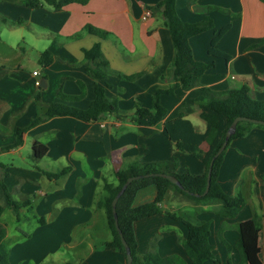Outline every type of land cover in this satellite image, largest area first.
<instances>
[{"label": "crops", "instance_id": "crops-1", "mask_svg": "<svg viewBox=\"0 0 264 264\" xmlns=\"http://www.w3.org/2000/svg\"><path fill=\"white\" fill-rule=\"evenodd\" d=\"M158 1L89 0L57 9L46 3L31 8L24 0H0V21L10 23L5 28L10 33L21 31L22 41L27 39L24 43L37 52V62L45 50L52 56L48 65L38 63V67L31 68L19 59L11 61L3 54L2 45L7 46L9 41L12 47V37L3 38L0 33V184L15 201L28 203L18 210L16 218L6 206L0 185V222L6 225L2 243L10 264H124L123 254L105 245L111 234L104 210L97 206L104 194V182L117 185L114 172L135 163L174 158V172L203 174L202 162L176 151L162 126L164 121L182 114L203 132L205 123L194 102L205 95L201 88L222 92L246 85L251 98L264 100V42L251 48L264 38V0H195L191 4L189 0H175L182 21L193 23L206 15L212 20L211 29L190 37L188 43L194 60L213 66L187 89L160 95V105L166 110L161 122L153 124L148 117H137V106L151 109L156 90L173 83L174 46L161 11L147 8ZM145 9L150 15L142 19ZM230 12L240 14L238 24L228 17ZM226 24L230 28L215 47L231 56L227 63L208 53L211 39ZM87 25L108 35L104 38L91 34ZM234 26V35L229 36ZM94 43L99 44L108 64L106 75L97 81L88 74L90 62L82 51ZM33 71L38 75L33 76ZM138 73L133 80L124 77ZM38 76L45 82L40 90L35 85ZM96 84L104 89L107 99L115 101L118 115L106 114L90 122L70 116L50 117L28 127L19 145L4 149L14 143L17 129L28 126L41 113L34 100L37 92L41 105L63 102L86 109L94 98ZM58 93L81 98L62 101ZM35 141L47 148L39 159L32 149ZM64 168L67 171L61 176L45 174ZM218 183L226 194L243 199L244 205L235 216L218 214L217 201L194 204L170 189L158 203L160 213L134 222L137 253L150 251V240L159 234L163 248L156 244L151 252L160 257L176 255L183 264H192L182 246L187 227L168 215L189 207L201 210L194 219L209 222V243L219 256V262L202 264L238 263L241 254L236 247V225L254 215L261 217L258 247L264 264V129L253 127L228 144ZM155 194L153 186L140 190L134 205L154 200ZM209 206L213 210H207ZM10 217L14 221L12 229L7 221ZM39 217H43V223H38Z\"/></svg>", "mask_w": 264, "mask_h": 264}, {"label": "trees", "instance_id": "trees-1", "mask_svg": "<svg viewBox=\"0 0 264 264\" xmlns=\"http://www.w3.org/2000/svg\"><path fill=\"white\" fill-rule=\"evenodd\" d=\"M15 1V0H9ZM89 0H24V4L36 8L42 3L51 5L54 8H61L71 3L86 4ZM195 0H189L193 3ZM151 12L160 10L163 17V25L168 30L170 39L175 49V59L172 70L173 83L169 88L157 89L152 97V108L136 107L135 115L139 118L148 117L153 124L162 121L165 115V108L160 105L159 98L161 94L172 95L177 88L187 89L210 67L212 63H204L196 61L192 57L191 48L188 39L194 35L200 34L213 27V22L209 16H204L197 22L182 21L176 12L175 0H159L154 6L147 7ZM230 24L221 27L218 33L211 39L208 53L216 58L223 59L226 63L231 56L225 52L218 50L215 45L222 36L229 30ZM86 30L100 37H106V31L93 28L87 25ZM264 38L251 46V48L262 45ZM84 57L90 62L87 72L94 80L102 79L108 69L107 62L102 58L98 43H94L89 49H83ZM52 61L49 51H43L38 63L46 66ZM138 74L124 76L126 79L133 80ZM38 89L40 90L39 86ZM205 92L204 96L194 99L198 108V115L205 123V130L200 132L184 115L180 114L176 118L166 120L162 123L165 134L174 141V149L178 152L189 154L197 158L204 165V173L195 176L188 171L178 174L174 172L177 160L135 163L125 169L116 170L114 175L118 181L113 186L108 182H104V194L97 201L98 208H102L106 217V224L111 234V239L105 242V245L116 249L125 258V248L118 234L111 208V201L118 190L121 188L125 180L130 176L152 174V173H168L175 176L182 188L171 183L168 179L161 176H148L133 180L119 197L116 203V214L118 226L122 232V236L128 244L131 255V264H183L176 255L157 256L151 251L144 254H138L136 251V239L133 224L139 219L150 217L160 213L159 202H161L168 190L186 197L188 200L199 204L208 201H217L220 203L218 214L224 217H233L243 207L244 201L240 196H231L226 194L218 183V172L222 162L224 152L228 144L235 138L242 137L247 134L251 128L258 127L264 129V125L251 122L249 120L239 121L236 125L235 132L230 136L225 149L214 159L211 171V179L209 190L205 195L195 196V194L203 193L206 186V173L209 162L215 152L222 144L225 132L233 119L237 116L245 117L252 120L264 121V101L251 98L248 93V87L243 85L238 89H229L222 92H212L208 88H201ZM58 97L62 101L78 100L81 96L65 95L58 93ZM35 102L41 109L35 118L26 127L17 129L16 139L14 143L4 149L15 147L22 142V134L28 127H31L41 121L54 116H70L82 121L90 122L102 118L106 114L118 115V108L114 100H109L104 95V89L97 84L94 87V98L90 101L86 109H77L70 107L63 102H54L49 105H41L39 103V92L34 97ZM34 157L41 158L46 153V146L35 141L32 145ZM67 169L59 172H45L49 177H57L66 173ZM2 186L6 206L11 208L18 218V210L26 206L27 202L15 201L4 184ZM155 188V198L150 202L140 205H134L137 193L147 187ZM2 208H0L1 211ZM168 215L178 221H181L187 227V235L182 241L183 249L192 262V264H202L205 261L219 262V256L213 252V246L209 243L210 229L208 221L196 220L193 217L178 216L173 212ZM43 217L38 218V223H43ZM261 217L254 215L252 218L239 222L236 225L238 232V240L236 247L241 254V260L236 264H262L259 257L258 232L260 230ZM6 235V225L0 222V264H10L8 261V253L2 243ZM70 264V263H67Z\"/></svg>", "mask_w": 264, "mask_h": 264}, {"label": "rangeland", "instance_id": "rangeland-1", "mask_svg": "<svg viewBox=\"0 0 264 264\" xmlns=\"http://www.w3.org/2000/svg\"><path fill=\"white\" fill-rule=\"evenodd\" d=\"M228 17H230L231 20H234L233 22H235L236 24H238V21L240 20V14L236 13V12H230L229 14L227 13ZM10 24V23H9ZM8 25H4L1 21H0V33L1 36L4 38L5 36H9L12 37V41L13 44L10 45L12 47H9V41L7 42V46L2 45V50H3V54L9 58V60H13L15 62L16 59H19L21 63H23L24 65H27V67L29 66L31 67H38V54L37 52L31 48L28 44L24 43V41L27 42V39H25L24 41H22L21 37H19V33L21 31H19L18 29H15L13 33H10L8 28H5ZM230 35L232 36L234 35L235 32V26L233 27V30L230 31ZM25 35L27 34V31L25 29L24 31ZM264 101V100H263ZM196 204V203H194ZM193 205V203H192ZM173 207V206H172ZM198 209H200V207H197ZM187 209V210H186ZM207 210H213V207L209 206L207 208ZM201 210H195V209H190L189 207L185 208V209H181L179 211V213H177L178 216H185V219H187V216L190 217H194V215L197 212H200ZM176 214V213H175ZM171 218V217H170ZM173 219V218H171ZM175 220V219H174ZM9 223V228L12 229L13 225H14V221L12 220V217H10L8 220ZM178 221V220H177ZM181 222V221H180ZM182 223V222H181ZM24 228H28V224L23 225ZM164 232H166L165 228L163 230ZM175 235H178V232H175ZM216 238L218 240V236L216 235ZM215 238V239H216ZM162 238H160L159 234H154L153 238L150 240L151 242H149L148 245H150V248L152 249L156 244L160 245V248H163L160 244ZM212 240H214V237L212 238ZM150 249V251H151ZM163 252V249L161 250Z\"/></svg>", "mask_w": 264, "mask_h": 264}, {"label": "water", "instance_id": "water-1", "mask_svg": "<svg viewBox=\"0 0 264 264\" xmlns=\"http://www.w3.org/2000/svg\"><path fill=\"white\" fill-rule=\"evenodd\" d=\"M38 81H39V87L44 88L45 87V82H44V78L41 76H38ZM242 120H249L251 122L254 123H258V124H262L264 125V121L262 120H252V119H247L245 117H241V116H237L233 119V121L231 122V124L229 125L228 129L225 132V136H224V140L222 142V144L220 145V147L218 148V150L215 152V154L212 156L208 168H207V173H206V186L205 189L203 191V193L201 194H195V196H202L205 195L208 190H209V186H210V179H211V171H212V165H213V161L214 159L225 149L228 140L230 138V136L235 132L236 129V125L239 121ZM148 176H161L164 177L166 179H168L171 183L177 185L179 188H182V185L180 184L179 180L168 173H152V174H144V175H137V176H130L128 177L125 182L122 184L121 188L118 190V192L115 194V196L113 197L112 201H111V208H112V213H113V218H114V224L116 227V230L118 232V234L120 235L121 238V242L125 248V264H131L132 263V255H131V251L130 248L128 246V244L126 243V241L124 240L123 236H122V232L118 226V220H117V214H116V203L119 199V197L123 194V192L125 191V189L127 188V186L135 179H139L142 177H148Z\"/></svg>", "mask_w": 264, "mask_h": 264}, {"label": "built area", "instance_id": "built-area-1", "mask_svg": "<svg viewBox=\"0 0 264 264\" xmlns=\"http://www.w3.org/2000/svg\"><path fill=\"white\" fill-rule=\"evenodd\" d=\"M149 15H150V11L145 9V10L143 11V14H142L141 18H142V19H146ZM32 74H33V76H36V75H38V72H37V71H33ZM35 85H36V86H39V81H38V79L35 80Z\"/></svg>", "mask_w": 264, "mask_h": 264}]
</instances>
